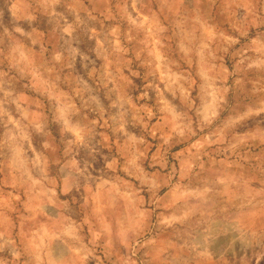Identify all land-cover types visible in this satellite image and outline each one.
<instances>
[{
  "label": "rangeland",
  "instance_id": "rangeland-1",
  "mask_svg": "<svg viewBox=\"0 0 264 264\" xmlns=\"http://www.w3.org/2000/svg\"><path fill=\"white\" fill-rule=\"evenodd\" d=\"M0 264H264V0H0Z\"/></svg>",
  "mask_w": 264,
  "mask_h": 264
}]
</instances>
